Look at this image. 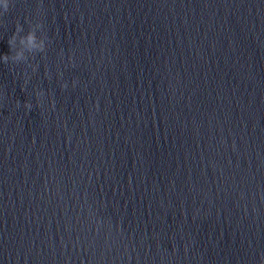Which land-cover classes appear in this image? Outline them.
<instances>
[{
  "label": "water",
  "instance_id": "obj_1",
  "mask_svg": "<svg viewBox=\"0 0 264 264\" xmlns=\"http://www.w3.org/2000/svg\"><path fill=\"white\" fill-rule=\"evenodd\" d=\"M37 23L0 62V264H264V0H14L0 55Z\"/></svg>",
  "mask_w": 264,
  "mask_h": 264
},
{
  "label": "clouds",
  "instance_id": "obj_2",
  "mask_svg": "<svg viewBox=\"0 0 264 264\" xmlns=\"http://www.w3.org/2000/svg\"><path fill=\"white\" fill-rule=\"evenodd\" d=\"M14 0H0V17L9 11L13 6ZM43 25L37 23L33 25L30 30L25 32L22 24H17L15 32L9 38V45L11 48V55H0V62H27L29 56L36 53H44L48 44V37L41 33ZM75 84V82H73ZM67 87V85H65ZM44 93L40 92L37 96H42ZM24 107L29 111L33 105L30 102H25Z\"/></svg>",
  "mask_w": 264,
  "mask_h": 264
}]
</instances>
